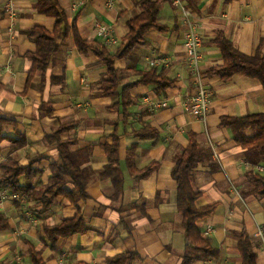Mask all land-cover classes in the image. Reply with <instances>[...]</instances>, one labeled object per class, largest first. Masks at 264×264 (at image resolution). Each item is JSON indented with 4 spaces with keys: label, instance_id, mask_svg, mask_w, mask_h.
Returning <instances> with one entry per match:
<instances>
[{
    "label": "crops",
    "instance_id": "0c3cea01",
    "mask_svg": "<svg viewBox=\"0 0 264 264\" xmlns=\"http://www.w3.org/2000/svg\"><path fill=\"white\" fill-rule=\"evenodd\" d=\"M70 24L76 22L83 38L95 46H106L116 54L130 29L129 19L142 12V0H87L80 8L74 5L85 0H59ZM113 1V3H111ZM193 11L198 31L204 37L203 69L211 91L207 119L203 120L185 108L187 98L197 91L190 73L184 46L186 25L179 11L167 1L159 13V23L166 29L152 28L146 36L147 45H138L129 57L117 58L115 65L123 74L121 88L137 82L153 69L166 77L168 87L137 84L130 88L136 103L128 107L129 118L117 106L121 97L99 93L98 81L108 73V66L94 52L84 55L78 50L72 34L60 38L61 46L46 76L38 73L34 86L27 91L31 68L27 58L37 50V44L27 34L35 26L56 27L55 16L40 13L38 0H0V117L15 121L4 127L11 137L20 139L15 131L25 134L27 145L14 150V143L3 142L0 163L16 156L23 166L39 170L34 189L23 193L26 201L8 199L0 204V213L8 219L0 227V260L3 264H33L30 243L44 250L47 264H109L118 254L137 251L135 264H182L187 249L183 216L177 207L178 183L172 171L176 157L187 148L191 133L199 144L212 151L210 160L194 170L192 184L203 195L198 207L217 203L216 210L199 220L203 237L211 239L219 249L217 257L195 253L198 264H243L238 244L246 232L264 264V198L249 194L254 186L248 172L264 175V162L252 164L247 150L234 138L229 127L221 125L225 116L244 117L264 113V86L259 79L234 75L224 81L208 72L223 63L221 49L215 40L220 32L240 50L254 54L264 38V0H185ZM12 2L15 15L7 12ZM97 22L112 28L116 41L107 44L97 33ZM157 60L156 65L151 61ZM52 75L65 78L53 84ZM167 101L168 106L151 109L152 102ZM119 121L117 126L115 123ZM78 122L77 127L62 138H76L71 151L91 149L89 168V198L77 205L63 196L43 213L42 192L51 184V165L59 158V150L47 140L62 123ZM150 126L157 130L154 138H139L135 133ZM114 132L122 136L120 158L125 174V191L116 198L115 185L102 173L109 164L104 143L113 144ZM252 137L254 128H247ZM137 144L136 166L159 163L148 178H136L127 161L129 149ZM2 173L0 167V175ZM25 183L24 176L22 184ZM37 191V193H36ZM11 192V191H10ZM82 211L93 228L88 233L61 238L53 248L44 240V225L61 223ZM211 228L212 230L205 234ZM15 247L26 252L14 259Z\"/></svg>",
    "mask_w": 264,
    "mask_h": 264
},
{
    "label": "trees",
    "instance_id": "16d2710c",
    "mask_svg": "<svg viewBox=\"0 0 264 264\" xmlns=\"http://www.w3.org/2000/svg\"><path fill=\"white\" fill-rule=\"evenodd\" d=\"M171 0H142L141 14L133 19H129V33L124 37L123 43L116 54H112L106 46H95L91 41L83 38L80 34L76 22L69 23L66 10L61 6L59 0H38L37 10L40 13L55 16L57 19L56 27L50 30L45 26H35L27 31V34L37 44V50L29 53L27 58L31 68L29 71L26 89L34 86L33 79L41 73L46 76L47 71L55 61V54L61 46L59 41L64 34L67 38L73 35L75 44L80 53L87 55L90 51L102 59L108 66V73L103 75L98 81L100 87L99 93L104 96L121 97L118 102L122 110L123 121L129 118L128 107L136 103V99L130 94V88L134 85L143 83H154L158 88L169 86V80L162 74H158L155 69L144 73L140 80L130 83L121 88L123 74L116 67L117 58L129 57L138 45H147L149 40L147 32L152 28L165 30L166 28L159 23V13L163 4ZM234 0H226L231 3ZM223 54V63L211 69L210 76H220L224 81L230 80L234 75H243L259 79L264 86V38L254 54H247L231 41L224 32H220L215 40ZM65 82L63 75H52L53 84H62ZM8 124H15L13 119L0 117V155L4 150L3 142L9 138L14 143V150L27 145L25 134L15 131V135L21 136L20 139L11 137L5 132L4 127ZM119 125V121L115 123ZM78 122L62 123L59 128L47 135V140L59 150V158L52 167L51 184L47 185L42 192L43 213H47L55 205L57 198L63 196L70 203L77 205L80 200L89 198L88 186L90 182L89 168L83 167L90 160L91 149L71 151V146L76 144V138L63 139V134L73 131ZM221 125L229 127L234 132L235 140L247 150V157L250 163L256 165L264 162V113H256L244 117L225 116L222 118ZM247 128H254L255 134L250 137L247 135ZM139 138H154L158 135L157 130L150 126L135 133ZM122 136L114 132L113 144L104 143L109 164L105 167L103 175L112 179L118 198L125 191V174L121 168L120 148ZM137 144H133L129 149L128 164L129 169L136 178H148L159 168V163L152 162L147 167L139 169L136 166ZM212 151L200 146L195 133H191L190 143L182 153L176 157V164L172 171L173 177L178 183L177 207L179 213L183 216V225L187 239V249L183 257L182 264H198V257L195 253H202L206 257H217L219 249L215 247L209 238L203 237L199 227V220L211 215L217 208V203L205 207H198L197 200L203 195L196 190L192 184L194 170L200 163L210 160ZM2 173L0 175V185L12 193H28L36 189L34 179L39 170L30 166H23L16 156H10L7 160L0 163ZM25 183L22 184V177ZM248 178L254 188L249 194L259 198H264V175L248 172ZM37 193V191H36ZM8 219L0 213V227H6ZM93 228L89 225L85 214L78 211L74 218H66L59 224L44 225L45 243L54 248L61 238H69L76 234L88 233ZM239 252L243 258V264H258V255L254 250L253 242L249 235L243 232L238 244ZM29 254L33 264H47L44 257V250H38L36 246L30 243ZM139 259L137 251H130L118 254L109 258V264H135ZM0 264L3 262L0 260ZM86 264V263H80Z\"/></svg>",
    "mask_w": 264,
    "mask_h": 264
},
{
    "label": "built area",
    "instance_id": "2783aa9c",
    "mask_svg": "<svg viewBox=\"0 0 264 264\" xmlns=\"http://www.w3.org/2000/svg\"><path fill=\"white\" fill-rule=\"evenodd\" d=\"M85 1H82L79 4H75L74 8L78 9L81 5H83ZM113 3V1L111 2ZM171 3L175 6V8L179 11L180 16L183 20V23L186 25V31L184 34V46L187 51L188 63L190 68V73L195 80V85L197 87V91L190 95L187 98V102L185 103V108L188 112L196 115L197 117L206 120L209 104L211 101V91L206 83L207 75L203 69V44L204 37L198 31L196 17L193 11L188 7L185 0H171ZM7 12L12 16L15 15L14 6L12 2H9L6 6ZM97 33L100 37L104 38L107 44H113L116 39L113 37L112 28L103 23L97 22L96 24ZM158 63L157 60L151 61L152 65H156ZM168 106L167 101L160 102H152L151 109L159 107ZM27 196L23 193H12L8 189L2 187L0 185V204H3L8 199H17L26 201ZM212 229L209 228L205 234H208Z\"/></svg>",
    "mask_w": 264,
    "mask_h": 264
},
{
    "label": "rangeland",
    "instance_id": "374dc122",
    "mask_svg": "<svg viewBox=\"0 0 264 264\" xmlns=\"http://www.w3.org/2000/svg\"><path fill=\"white\" fill-rule=\"evenodd\" d=\"M13 252H14V253L17 252V255H18V254L20 255V256H16V257L14 258V259H16L15 262H17V263H18V260H17V259H18L19 257H20V259H21V258H23L25 255H27L25 251L20 250L18 247H15V250H14Z\"/></svg>",
    "mask_w": 264,
    "mask_h": 264
}]
</instances>
